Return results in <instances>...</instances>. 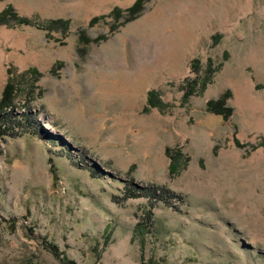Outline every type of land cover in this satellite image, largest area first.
<instances>
[{"label": "rangeland", "instance_id": "1", "mask_svg": "<svg viewBox=\"0 0 264 264\" xmlns=\"http://www.w3.org/2000/svg\"><path fill=\"white\" fill-rule=\"evenodd\" d=\"M135 1L0 0V264H264V0Z\"/></svg>", "mask_w": 264, "mask_h": 264}, {"label": "trees", "instance_id": "2", "mask_svg": "<svg viewBox=\"0 0 264 264\" xmlns=\"http://www.w3.org/2000/svg\"><path fill=\"white\" fill-rule=\"evenodd\" d=\"M145 3V0H136L134 2V4L128 8L126 10V12L128 13L129 17L127 18V21L135 19L138 15V13L140 12L141 8L143 7ZM123 11L120 8H114L112 10V12L110 13L111 16L116 17L117 19H119L123 14ZM12 19H14V21H16L17 23H24V24H31V21L27 18H23V17H18L16 13H14V9L12 6H8L6 8H4L1 12H0V24H7L10 25ZM99 18L95 17L93 21H97ZM62 23L61 21H53L50 23V27L52 28V26L54 24H59ZM192 69L198 73H200L201 71V64L200 61L198 59L194 60V62L192 63ZM214 72L213 67H212V60H209L208 62V68L206 69V71L204 72V78L200 79H194V80H190L187 81L186 85L183 87V89H185V95H191L193 92H195L196 88L198 87V89H200V91L204 90L205 87L207 86L208 82L210 81V78L212 77V73ZM203 81V82H201ZM201 82V83H200ZM15 95H16V87L13 83V80H9L7 82V84L4 87L3 90V94L0 100V110H4L8 107H12L13 103H14V99H15ZM229 93H226L224 95H221V97L217 100H210L207 104L208 106V110L219 114V115H223L224 117H228L229 115H231L232 113V109L228 106H226V100L228 97ZM150 101L152 102V97H153V93H150ZM16 115L12 113L11 118L15 117ZM9 118V121H11ZM19 118V117H17ZM6 120V119H5ZM8 122V120H7ZM12 122V121H11ZM19 126L23 127V122L19 121ZM6 128V127H5ZM0 129H2V126L0 127ZM9 129V128H8ZM172 162H171V169L172 171H175V161H174V156L172 155ZM50 164H51V173L53 175L54 178H56L57 176V172H56V168L55 165L53 163L52 160H50ZM141 190H144L143 188H141ZM154 195H157L159 189H155L152 190ZM163 191L165 193H168V191H166L165 189L162 190L161 195L163 196ZM129 195L131 196H137L138 193H136L135 191H133L132 189L128 190ZM55 251L56 248H54ZM71 264H74L73 261H70Z\"/></svg>", "mask_w": 264, "mask_h": 264}]
</instances>
